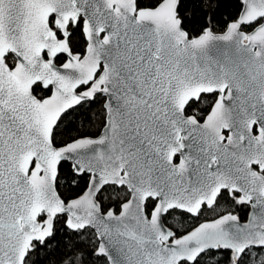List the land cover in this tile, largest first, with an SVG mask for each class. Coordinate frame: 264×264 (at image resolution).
<instances>
[{
	"label": "snow or ice",
	"instance_id": "1",
	"mask_svg": "<svg viewBox=\"0 0 264 264\" xmlns=\"http://www.w3.org/2000/svg\"><path fill=\"white\" fill-rule=\"evenodd\" d=\"M198 5L196 27L184 0H0V264H42L60 215L91 264H264V0ZM97 102L99 134L58 144ZM62 162L84 184L70 200Z\"/></svg>",
	"mask_w": 264,
	"mask_h": 264
},
{
	"label": "trees",
	"instance_id": "2",
	"mask_svg": "<svg viewBox=\"0 0 264 264\" xmlns=\"http://www.w3.org/2000/svg\"><path fill=\"white\" fill-rule=\"evenodd\" d=\"M145 3L153 2V0H144ZM184 12L188 14V23L189 25H195L199 27L203 21L205 10L198 5V0H184ZM234 12V9L229 7H222L216 14L215 24L218 29H222L225 26L226 19H231L229 13ZM83 39L81 38L79 32L76 34V44L75 50L80 51L83 47ZM39 95L46 96L50 94L48 90L42 89V86L37 89ZM208 101L207 99H205ZM210 103V102H209ZM99 107V102L93 103L80 108L73 114L70 121H66L61 127V131L57 135V143L62 144L63 142L69 141L71 137H76L81 134L84 135H98L100 131L99 121H96L94 124H90L94 120V113L97 112ZM201 109L207 108V104H200ZM77 179L69 173V162H62V167L60 169V175L58 177V191L62 195V198L68 200L75 198L77 195L82 194L84 184L79 182L78 184H72V179ZM105 205L107 207H115L114 203H110L108 200H105ZM224 205V201L220 202ZM225 207H228L225 205ZM239 210V209H238ZM240 214L243 219H246L247 209L240 210ZM66 219L65 215H60L57 221L55 222L56 233L55 236L49 241L51 245L48 249H41V260L42 264H56L65 253L70 252L73 245H78L79 250H82L84 255L82 259L84 264H91L92 257L90 253V240L89 233H83V239H81V234L73 232L71 229H68L64 223ZM206 219L203 216L199 218H192L187 215H181L179 212L169 216L167 223L174 227L177 226V222L182 225L179 227V232H184L190 230L196 223L201 220ZM47 256L45 260L44 257Z\"/></svg>",
	"mask_w": 264,
	"mask_h": 264
},
{
	"label": "flooded vegetation",
	"instance_id": "3",
	"mask_svg": "<svg viewBox=\"0 0 264 264\" xmlns=\"http://www.w3.org/2000/svg\"><path fill=\"white\" fill-rule=\"evenodd\" d=\"M65 59H66V55L62 54L59 56V58L57 59L56 62L59 64V63H62ZM205 99H207L208 102H211L214 99V95L206 96ZM227 134H228L227 131H225V135H227ZM213 215H214V213H212L211 211H205L201 216H203V218L206 217V219H211L213 217ZM203 220H201L200 222H202Z\"/></svg>",
	"mask_w": 264,
	"mask_h": 264
},
{
	"label": "water",
	"instance_id": "4",
	"mask_svg": "<svg viewBox=\"0 0 264 264\" xmlns=\"http://www.w3.org/2000/svg\"><path fill=\"white\" fill-rule=\"evenodd\" d=\"M57 191H58V188H57ZM59 192V191H58ZM73 199V198H72Z\"/></svg>",
	"mask_w": 264,
	"mask_h": 264
}]
</instances>
